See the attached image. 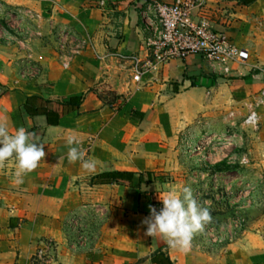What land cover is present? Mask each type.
Segmentation results:
<instances>
[{
	"label": "crops",
	"instance_id": "crops-1",
	"mask_svg": "<svg viewBox=\"0 0 264 264\" xmlns=\"http://www.w3.org/2000/svg\"><path fill=\"white\" fill-rule=\"evenodd\" d=\"M153 1L0 0L7 17L9 11L16 15L0 30V121L10 130L24 127L45 150L22 184L13 182L14 159L0 169V264H153L158 252L173 264H264L258 236L222 248L191 243L183 252L159 235H146L144 223L150 206L159 211L153 193L159 168L147 147L160 144L177 118L187 125L215 115L226 100L245 103L248 116L262 90L264 0H205L196 12L241 46L229 75L193 54L151 69L137 87L117 54L145 58L141 11ZM80 94L78 109L65 104ZM33 96L37 106L53 111L52 123L46 114L27 111ZM257 113L264 141V104ZM68 135L77 136L85 158L97 162L94 172L68 162ZM112 171L133 172L135 179L93 183Z\"/></svg>",
	"mask_w": 264,
	"mask_h": 264
},
{
	"label": "rangeland",
	"instance_id": "rangeland-1",
	"mask_svg": "<svg viewBox=\"0 0 264 264\" xmlns=\"http://www.w3.org/2000/svg\"><path fill=\"white\" fill-rule=\"evenodd\" d=\"M8 13L0 7V30L3 21L16 18ZM247 110L245 103L226 100L215 115L199 116L187 125L177 118L160 144L147 147L159 168L153 189L159 210L160 192L169 186H189L210 209L212 219L194 234V246L222 248L249 235L264 239V141L259 126L247 123ZM86 232L92 236L90 228Z\"/></svg>",
	"mask_w": 264,
	"mask_h": 264
},
{
	"label": "built area",
	"instance_id": "built-area-1",
	"mask_svg": "<svg viewBox=\"0 0 264 264\" xmlns=\"http://www.w3.org/2000/svg\"><path fill=\"white\" fill-rule=\"evenodd\" d=\"M102 5H114L118 0H99ZM205 0H157L145 4L141 11L144 21L145 58L137 54H117L121 66L129 70L139 87L144 76L153 68L174 58L186 59L199 54L219 65L229 75L231 65L240 61L242 48L224 31L213 27L207 17L196 12ZM264 104L263 88L251 102L247 123L258 125L257 109Z\"/></svg>",
	"mask_w": 264,
	"mask_h": 264
},
{
	"label": "clouds",
	"instance_id": "clouds-1",
	"mask_svg": "<svg viewBox=\"0 0 264 264\" xmlns=\"http://www.w3.org/2000/svg\"><path fill=\"white\" fill-rule=\"evenodd\" d=\"M33 135L24 127L10 130L6 122L0 121V167L15 160L13 182L17 185L22 184L24 177L34 171L45 157L44 145L35 143L31 139ZM65 143L69 163L80 162L88 172L96 170L97 162L85 158V151L80 147L82 142L77 136L68 135ZM244 162L241 159V163ZM159 199L163 207L157 211L150 206V216L144 221L146 235L154 238L159 235L170 248L189 251L194 234L202 231L211 221L210 209L197 201L189 186H169L166 191L160 192Z\"/></svg>",
	"mask_w": 264,
	"mask_h": 264
},
{
	"label": "trees",
	"instance_id": "trees-1",
	"mask_svg": "<svg viewBox=\"0 0 264 264\" xmlns=\"http://www.w3.org/2000/svg\"><path fill=\"white\" fill-rule=\"evenodd\" d=\"M257 0H239L240 3L244 5H250L254 3ZM83 100V94L73 96L69 98L66 101V105L71 106V108L78 109L82 103ZM39 101V97L33 96L29 97L27 100V103L25 105L27 111L31 115H37V114H46L49 120V123H52L51 116L54 115L52 110H46L40 106H37V103ZM55 124L59 123V115L56 114L55 116ZM153 172H148V180L153 181L152 179ZM135 179V173L129 172V171H112V172H103L101 174L96 175L93 178V183H99V184H112V183H121V181H129L132 183ZM138 185L141 186V184L145 181V178L143 174H141L138 178ZM153 264H173L172 260L169 256H167L164 252H158L156 253L152 258Z\"/></svg>",
	"mask_w": 264,
	"mask_h": 264
}]
</instances>
